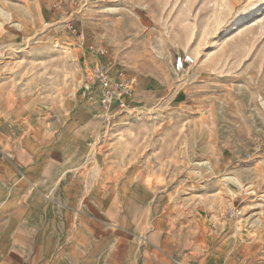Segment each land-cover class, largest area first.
<instances>
[{
	"label": "rangeland",
	"instance_id": "1",
	"mask_svg": "<svg viewBox=\"0 0 264 264\" xmlns=\"http://www.w3.org/2000/svg\"><path fill=\"white\" fill-rule=\"evenodd\" d=\"M46 1L60 8L0 0V196L113 181L117 241L264 264V0ZM179 55L194 59L182 72ZM94 69L128 85L108 109L85 89Z\"/></svg>",
	"mask_w": 264,
	"mask_h": 264
},
{
	"label": "crops",
	"instance_id": "2",
	"mask_svg": "<svg viewBox=\"0 0 264 264\" xmlns=\"http://www.w3.org/2000/svg\"><path fill=\"white\" fill-rule=\"evenodd\" d=\"M87 183L93 190L83 191ZM59 188L44 198L0 196V264H179V248L162 246L156 235L145 243L134 234L117 241L115 182L67 181ZM134 197L123 198L125 221L138 219L129 206ZM100 204L107 217L102 226Z\"/></svg>",
	"mask_w": 264,
	"mask_h": 264
},
{
	"label": "built area",
	"instance_id": "3",
	"mask_svg": "<svg viewBox=\"0 0 264 264\" xmlns=\"http://www.w3.org/2000/svg\"><path fill=\"white\" fill-rule=\"evenodd\" d=\"M43 2H45L46 5L53 7L54 9L60 8L59 3H50L46 0H43ZM69 30L72 32V34H77V29L74 26H70ZM80 44L83 45V42H81ZM83 48L85 52L92 55L100 56L105 53L104 46L100 43H90L88 45H85V47ZM193 63L194 59L191 56L179 55L174 60L173 69L176 72H182L187 66H190ZM86 76L87 81L85 83V89L88 90L90 85L96 86V89L98 90V101L105 109H108L111 106L113 100L116 97L121 98L122 96L127 95L129 92L127 84H123L122 82L110 81L107 73L102 69H94ZM89 100H93L92 96ZM118 104L121 108L125 107L123 100H118ZM240 214L241 211L234 207L228 208L225 212V215L230 219L235 218Z\"/></svg>",
	"mask_w": 264,
	"mask_h": 264
},
{
	"label": "bare ground",
	"instance_id": "4",
	"mask_svg": "<svg viewBox=\"0 0 264 264\" xmlns=\"http://www.w3.org/2000/svg\"><path fill=\"white\" fill-rule=\"evenodd\" d=\"M96 65V64H95Z\"/></svg>",
	"mask_w": 264,
	"mask_h": 264
}]
</instances>
